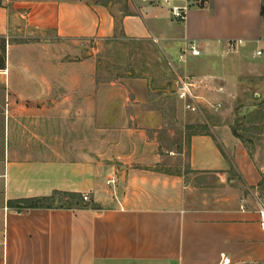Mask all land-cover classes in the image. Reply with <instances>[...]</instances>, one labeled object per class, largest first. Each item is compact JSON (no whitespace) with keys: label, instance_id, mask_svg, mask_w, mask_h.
<instances>
[{"label":"crops","instance_id":"1","mask_svg":"<svg viewBox=\"0 0 264 264\" xmlns=\"http://www.w3.org/2000/svg\"><path fill=\"white\" fill-rule=\"evenodd\" d=\"M182 5L0 0L2 122L16 102L32 106L17 110L28 117H66L70 98L102 106L97 118L110 120L106 154L97 158L11 157L10 144L3 149L0 264H264V206L232 192L234 178L251 194L261 181L224 111L242 82L211 74L206 60L248 53L264 72V57L254 56L264 0H206L173 19L171 8ZM133 43L154 47L160 71L98 81L100 47ZM191 43L198 57L187 51ZM185 76L206 83L197 91L200 113L174 96ZM54 193L87 195L88 207L16 205Z\"/></svg>","mask_w":264,"mask_h":264},{"label":"rangeland","instance_id":"2","mask_svg":"<svg viewBox=\"0 0 264 264\" xmlns=\"http://www.w3.org/2000/svg\"><path fill=\"white\" fill-rule=\"evenodd\" d=\"M247 54L244 58L218 53L206 60H209L211 74L221 72L242 82L237 96L225 103L224 111L229 114L232 129L244 138L248 156L261 172V181L256 192L251 194L242 181L234 178L232 192L250 198L255 206L256 201L264 206V72L257 65L260 60H252ZM95 59L100 82L108 81L112 76H126L129 72L140 77L142 73L157 74L160 71L156 50L149 44H126L114 47L112 51L110 44H106L100 47ZM261 73L263 77H260ZM29 107L32 106L28 103L16 102L9 111L6 124L0 118V155L3 149L7 150L8 143L13 148L11 157L24 158L37 153L49 160L72 161L80 156L97 158L106 154L110 120L97 118L102 106H88L70 98L66 104V117H28L23 111H17ZM4 126L8 127V136ZM122 178L118 172L116 186ZM61 203L66 200H57L53 206Z\"/></svg>","mask_w":264,"mask_h":264},{"label":"built area","instance_id":"3","mask_svg":"<svg viewBox=\"0 0 264 264\" xmlns=\"http://www.w3.org/2000/svg\"><path fill=\"white\" fill-rule=\"evenodd\" d=\"M182 3V6H175L171 8V15L173 19L178 21H183L186 15V12L191 7L199 6L202 3V0H174ZM258 48L254 52L255 57H264V36L261 37L258 40ZM187 51L190 52V54L193 57H198L200 55V50L197 48V46L193 43L189 44L187 46ZM206 83L205 81H202L200 79H196L192 76H185V77H177L175 80V90H174V96L177 101H179L182 105V108L186 112L190 113H200V102H202V98L199 97L197 94V91L200 88L205 87ZM223 90L222 88H217L216 92L221 93ZM206 104L211 108L213 112H218L221 108L220 103L216 104H209L206 102ZM115 180H109L108 185L114 186ZM82 200L84 202H88L87 195L82 196ZM259 215L261 218L262 226L264 227V209L259 210ZM226 264L227 261H224Z\"/></svg>","mask_w":264,"mask_h":264},{"label":"trees","instance_id":"4","mask_svg":"<svg viewBox=\"0 0 264 264\" xmlns=\"http://www.w3.org/2000/svg\"><path fill=\"white\" fill-rule=\"evenodd\" d=\"M206 0H202V3L197 7H202L203 3H205ZM261 15H264L263 10L261 11ZM62 201L66 200V203H61L59 205L60 207H75V208H86L88 207V204L82 203V197L78 195H72V194H57L54 193L50 198L45 199H39V200H32V201H20L16 205L18 208H32V209H38V208H51L53 206V203L55 201Z\"/></svg>","mask_w":264,"mask_h":264},{"label":"water","instance_id":"5","mask_svg":"<svg viewBox=\"0 0 264 264\" xmlns=\"http://www.w3.org/2000/svg\"><path fill=\"white\" fill-rule=\"evenodd\" d=\"M172 90H174V89H172Z\"/></svg>","mask_w":264,"mask_h":264}]
</instances>
